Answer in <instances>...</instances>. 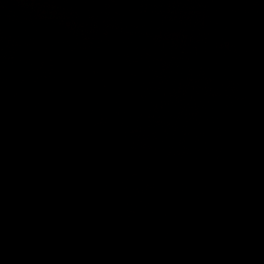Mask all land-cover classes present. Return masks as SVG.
I'll return each mask as SVG.
<instances>
[{"label":"water","instance_id":"water-1","mask_svg":"<svg viewBox=\"0 0 264 264\" xmlns=\"http://www.w3.org/2000/svg\"><path fill=\"white\" fill-rule=\"evenodd\" d=\"M0 264H264V0H0Z\"/></svg>","mask_w":264,"mask_h":264}]
</instances>
